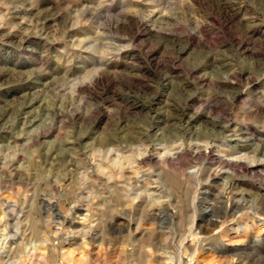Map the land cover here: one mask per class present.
I'll return each instance as SVG.
<instances>
[{
	"label": "rangeland",
	"instance_id": "1",
	"mask_svg": "<svg viewBox=\"0 0 264 264\" xmlns=\"http://www.w3.org/2000/svg\"><path fill=\"white\" fill-rule=\"evenodd\" d=\"M1 74L0 264H264V161L229 177L193 148L264 158V0H0ZM147 134L139 180L84 155Z\"/></svg>",
	"mask_w": 264,
	"mask_h": 264
},
{
	"label": "bare ground",
	"instance_id": "2",
	"mask_svg": "<svg viewBox=\"0 0 264 264\" xmlns=\"http://www.w3.org/2000/svg\"><path fill=\"white\" fill-rule=\"evenodd\" d=\"M24 14H26V12L24 11ZM14 36L13 33H10L8 35V37ZM16 36V35H15ZM7 37V36H6ZM14 38V37H13ZM217 62V61H216ZM214 64V63H213ZM104 74V73H103ZM103 74H100V79L102 78ZM231 75H236V76H241V72L238 71H233L231 73ZM99 79V80H100ZM3 81H9V78H7V75H0V82ZM100 82V81H99ZM227 82L225 80H219L218 83L220 85V87L223 86L224 83ZM2 87V84H0V88ZM212 96V95H211ZM236 96V95H235ZM193 98V97H192ZM211 98V97H210ZM188 99V98H187ZM186 99V100H187ZM201 99V98H200ZM189 100V99H188ZM215 101V100H214ZM211 102V101H210ZM79 115V114H78ZM75 116V114H73V117ZM77 116V115H76ZM82 116V115H80ZM79 117V116H78ZM65 114L63 111L61 112H57L56 113V119L61 123H65ZM75 118V117H74ZM82 118V117H81ZM197 117H195V115H190L186 118V127L190 129V126L193 124L194 119H196ZM162 120V119H161ZM165 120V119H164ZM165 122V121H163ZM212 125H214V127L219 128V132L225 130L227 128V124L224 121H217L216 120H212L211 121ZM55 124V123H54ZM55 126V125H54ZM54 126H50L48 127L46 130H43V132H38L37 135L35 136V140L36 142L39 140V138L41 136L47 135L49 134L55 127ZM60 126V125H59ZM158 127V126H157ZM151 128H155L154 126H151ZM190 134V133H189ZM197 134V133H196ZM199 136L197 138V143H195L194 148V154H196L197 158H202L203 156H205L206 160H210L212 162H216L218 163V168L220 170H225V172L229 173V177H231L234 173H236L238 170H243L246 172H252V173H256L258 171H260L262 168L259 165V161H264V158H260L258 153L256 151H252V155L249 153H245L244 155H239V156H231L230 154H226L225 156L219 155L216 156L215 154H212V151H209L208 146L210 145V139L215 136V134L213 133H198ZM157 135V134H156ZM160 138V137H159ZM184 138V137H183ZM214 138V137H213ZM166 139V138H165ZM178 139V137H177ZM190 141H193L192 138H187ZM161 140V139H160ZM159 140V141H160ZM184 140V139H183ZM181 140L180 144H177L176 141H172V146L173 148H171L169 145H167V143H158L160 145L165 146V153L160 156L159 160H161L162 164L165 166L167 164H171L173 163L175 160H179L185 153L184 150H181V147H183L186 143V141ZM34 141V140H33ZM155 141V139L152 137L151 134H147L145 141L142 142L141 139H139V137H129V138H124L122 136V138H107L106 140H100L98 143H96L95 145L89 144V146L87 147L88 149L84 152V155H91L92 158L97 162V165L94 167L96 175L99 174L100 176H102L101 174H105V172L107 171L109 174V178L113 179V178H126L129 181L133 180V179H138L140 177V174L142 173L141 170L145 167V166H151L153 164V162L155 161V156L153 153L150 152L149 147L150 145ZM69 142V144H73V146H79L81 144V137L74 139V141H67ZM203 142L205 145L202 146L200 143ZM155 143V142H154ZM174 145L176 147H174ZM191 146V145H190ZM225 146V145H224ZM62 149V148H61ZM177 149L179 150V152H177L176 154L171 153L172 150ZM59 150V149H58ZM164 150V149H163ZM219 151V150H218ZM59 153V151H58ZM55 152L51 155L52 159L53 158H59V154ZM193 154V155H194ZM218 154V152H217ZM233 154V153H232ZM84 157V156H83ZM90 157V156H89ZM82 158V157H81ZM87 158V157H85ZM50 160V159H49ZM81 160V159H80ZM202 160V159H201ZM79 161V159H78ZM94 161V162H95ZM197 161V160H196ZM46 162V161H45ZM80 162V161H79ZM81 162L84 163V165L86 166V168H88L89 163L87 162L86 159L82 160ZM156 162V161H155ZM201 162V161H200ZM209 163V162H208ZM82 164V163H81ZM91 166V165H90ZM153 166V165H152ZM169 166V165H168ZM172 166V165H171ZM212 166V164H211ZM210 166V167H211ZM203 167V166H202ZM93 168V167H91ZM90 168V169H91ZM161 169V168H160ZM117 170V171H116ZM161 171V170H160ZM215 171V170H214ZM86 172V171H85ZM162 172V171H161ZM90 173V172H89ZM160 173V172H159ZM92 174V173H91ZM95 174V173H94ZM161 174V173H160ZM98 175V176H99ZM213 175V174H212ZM212 175H209L208 179H211ZM91 176V175H90ZM94 176V175H93ZM144 176V175H143ZM160 176V175H159ZM162 176V175H161ZM164 176V175H163ZM219 176V175H218ZM217 176V177H218ZM194 177V176H193ZM199 178V185L202 184L203 182V169L199 172L198 175ZM83 180V179H82ZM190 180V177H189ZM197 182V181H196ZM193 183V182H192ZM141 186V185H140ZM146 186V184H144L142 187L144 188ZM113 187V186H112ZM141 187V188H142ZM196 189H200V188H196ZM10 194V193H9ZM200 194V193H199ZM198 199V198H197ZM196 199V200H197ZM200 200H198L199 203ZM45 202V199L44 201ZM118 202V200H117ZM244 202V200H243ZM242 202V203H243ZM104 203V202H103ZM164 203V202H163ZM168 203V202H167ZM197 203V202H196ZM241 203V202H239ZM144 204V202H143ZM149 204V203H148ZM162 204V203H161ZM165 204V203H164ZM170 204V203H168ZM204 204V203H203ZM202 204V205H203ZM246 204V203H245ZM197 205V204H196ZM158 206V205H157ZM205 206V205H204ZM246 206V205H245ZM154 207V206H152ZM167 208L165 205H161L160 208ZM214 207V206H213ZM208 209V207L206 208ZM28 210V209H27ZM29 211V210H28ZM142 212V211H141ZM29 214V212H28ZM162 215V214H161ZM154 219V218H153ZM131 221V220H130ZM139 222V221H138ZM36 223V222H35ZM70 223V222H69ZM81 223L83 222H78V225H81ZM67 225V224H66ZM71 225H75V223L73 221H71ZM139 225V224H138ZM84 227H82L83 230ZM140 228V226L138 227ZM79 229V228H78ZM240 228H237V231ZM28 230V229H27ZM144 230V229H142ZM153 231V230H152ZM84 233V232H83ZM94 233V232H93ZM97 233V232H96ZM93 236H95V234ZM155 233V232H154ZM81 235V234H80ZM141 236V234H140ZM91 237V236H90ZM94 238V237H93ZM96 238V237H95ZM99 238V237H98ZM21 239V238H20ZM98 240V239H97ZM107 241V240H106ZM33 249V248H32ZM20 250V249H19ZM32 253V252H31ZM20 254V253H19ZM18 254V255H19ZM33 254V253H32ZM65 254L68 257H72L73 253L70 250L65 251ZM28 255V254H27ZM26 255V256H27ZM17 256V255H16ZM30 256V255H29ZM16 258V257H15ZM27 259V258H26ZM38 259V257H37ZM36 259V261H38ZM56 260V259H55ZM25 261V260H23ZM29 261V260H28ZM12 264H15V262L12 261Z\"/></svg>",
	"mask_w": 264,
	"mask_h": 264
}]
</instances>
